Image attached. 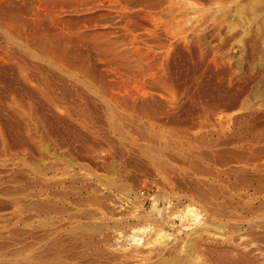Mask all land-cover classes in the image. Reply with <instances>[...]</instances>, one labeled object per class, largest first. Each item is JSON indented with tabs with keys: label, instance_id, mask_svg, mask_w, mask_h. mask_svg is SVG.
<instances>
[{
	"label": "rangeland",
	"instance_id": "374dc122",
	"mask_svg": "<svg viewBox=\"0 0 264 264\" xmlns=\"http://www.w3.org/2000/svg\"><path fill=\"white\" fill-rule=\"evenodd\" d=\"M170 257L264 264V0H0V264Z\"/></svg>",
	"mask_w": 264,
	"mask_h": 264
},
{
	"label": "bare ground",
	"instance_id": "6f19581e",
	"mask_svg": "<svg viewBox=\"0 0 264 264\" xmlns=\"http://www.w3.org/2000/svg\"><path fill=\"white\" fill-rule=\"evenodd\" d=\"M46 203H47V202H46ZM68 214H69V213H68ZM79 214H80V213H79ZM87 216H88V215H87ZM21 223H22V222H21ZM261 224H262V223H261ZM167 234H168V233H167ZM168 237H169V236H167L166 234H164V233H162V232H159L158 235H157V237H156V239H155L153 242H154L155 244H157V245H162V246H163V245L166 244V242H167V240H168ZM55 243H56V242H55ZM150 243H151V242H150ZM150 243H149V244H150ZM151 244H152V243H151ZM162 246H161V247H162ZM167 246H168V245H167ZM164 248H166V247H164ZM176 248H177V247H176ZM160 251H161V250H160ZM169 251H170V250H169ZM169 251H168V252H169ZM181 251H182V250H181ZM171 252H172V251H171ZM172 253H173V252H172ZM52 254H54V253H52ZM161 254H162V253H161ZM177 254H178V253H177ZM226 254H227V253H226ZM228 254H230V253H228ZM170 255H171V254H170ZM173 255H174V254H173ZM186 255H187V254H186ZM219 255H220V254H219ZM231 255H232V254H231ZM95 256H96V255H95ZM171 256H172V255H171ZM175 256H176V255H175ZM182 256H183V255H182ZM223 256H224V255H223ZM226 256H227V255H226ZM40 258H41V257H40ZM167 258H168V257H167ZM170 258H173V257H170ZM174 258H176V260H175V261L172 260L173 262H171V263H172V264H177L178 261H180V259L178 260L177 257H174ZM174 258H173V259H174ZM218 258H219V257H218ZM221 258H222V255H221ZM228 258H230V257L228 256ZM228 258L226 259V261H227V260H230V259H228ZM233 258H234V257H233ZM236 258H237V257H236ZM160 259H161V258H160ZM231 259H232V257H231ZM162 260H163V259H162ZM177 260H178V261H177ZM181 260H182V259H181ZM222 260H224V258H223ZM167 261H169V258H168ZM231 261H233V260H231ZM236 261H237V260H236ZM236 261H235V262H236ZM181 262H182V261H181ZM222 262H223V261H222ZM160 263H161V262H160ZM168 263H169V262H168ZM168 263H167V264H168ZM171 263H170V264H171ZM179 263H180V262H179ZM183 263H184V262H183ZM181 264H182V263H181Z\"/></svg>",
	"mask_w": 264,
	"mask_h": 264
}]
</instances>
